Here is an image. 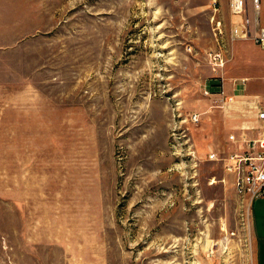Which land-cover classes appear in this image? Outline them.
Returning a JSON list of instances; mask_svg holds the SVG:
<instances>
[{
  "label": "rangeland",
  "instance_id": "1",
  "mask_svg": "<svg viewBox=\"0 0 264 264\" xmlns=\"http://www.w3.org/2000/svg\"><path fill=\"white\" fill-rule=\"evenodd\" d=\"M228 3L0 0V264H252L204 142Z\"/></svg>",
  "mask_w": 264,
  "mask_h": 264
},
{
  "label": "crops",
  "instance_id": "2",
  "mask_svg": "<svg viewBox=\"0 0 264 264\" xmlns=\"http://www.w3.org/2000/svg\"><path fill=\"white\" fill-rule=\"evenodd\" d=\"M244 3L250 15V1L244 0ZM258 25L264 27V0L258 8ZM217 77L222 82L224 95L231 100L221 109H209L203 118L204 142L208 148L217 144L228 148V134L245 138L256 135V112L264 104V52L250 40L232 41ZM250 205L252 264H264V198L253 200Z\"/></svg>",
  "mask_w": 264,
  "mask_h": 264
},
{
  "label": "built area",
  "instance_id": "3",
  "mask_svg": "<svg viewBox=\"0 0 264 264\" xmlns=\"http://www.w3.org/2000/svg\"><path fill=\"white\" fill-rule=\"evenodd\" d=\"M251 14L245 9L244 0H229L228 8L232 16L236 18L230 28L229 42L236 39L250 40L264 52V27L258 25V8L263 0H249ZM224 62V61H223ZM222 61L218 64L220 68ZM215 103L219 108L231 100L224 95L222 82H219ZM191 122H197L198 116L193 115ZM256 135L253 138H245L228 134L226 142L232 148V152L223 157H217L216 153L209 152L207 161H220L224 178L231 180V186L237 197L246 199L250 203L255 199L264 198V104L256 112Z\"/></svg>",
  "mask_w": 264,
  "mask_h": 264
}]
</instances>
